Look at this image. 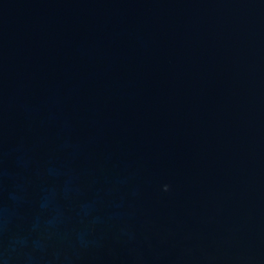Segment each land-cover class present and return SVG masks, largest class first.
I'll list each match as a JSON object with an SVG mask.
<instances>
[{
    "label": "water",
    "instance_id": "1",
    "mask_svg": "<svg viewBox=\"0 0 264 264\" xmlns=\"http://www.w3.org/2000/svg\"><path fill=\"white\" fill-rule=\"evenodd\" d=\"M0 264H264V0H0Z\"/></svg>",
    "mask_w": 264,
    "mask_h": 264
}]
</instances>
